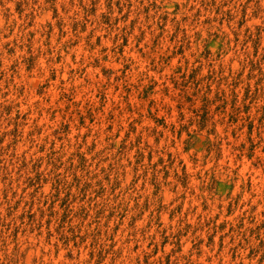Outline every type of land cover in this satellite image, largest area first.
Instances as JSON below:
<instances>
[{
    "label": "rangeland",
    "instance_id": "rangeland-1",
    "mask_svg": "<svg viewBox=\"0 0 264 264\" xmlns=\"http://www.w3.org/2000/svg\"><path fill=\"white\" fill-rule=\"evenodd\" d=\"M0 264H264V0H0Z\"/></svg>",
    "mask_w": 264,
    "mask_h": 264
}]
</instances>
